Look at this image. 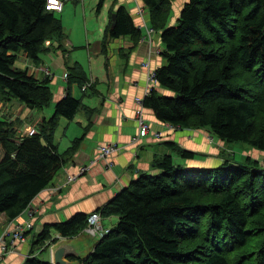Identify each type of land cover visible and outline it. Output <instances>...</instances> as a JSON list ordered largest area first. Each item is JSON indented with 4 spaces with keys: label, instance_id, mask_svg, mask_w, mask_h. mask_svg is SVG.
I'll return each mask as SVG.
<instances>
[{
    "label": "trees",
    "instance_id": "16d2710c",
    "mask_svg": "<svg viewBox=\"0 0 264 264\" xmlns=\"http://www.w3.org/2000/svg\"><path fill=\"white\" fill-rule=\"evenodd\" d=\"M140 1L163 46L155 87L142 99L144 110L176 128H202L222 142H240L264 157V0H184L172 24L168 15L174 0ZM46 4L0 0V100L17 98L36 110L52 100V78H37L15 62L23 54L39 65L46 42L64 38L58 13ZM113 12L104 52L110 39L131 36L136 44L142 37L124 6ZM68 72L69 85L73 81L81 88L90 81L75 66ZM80 105L67 91L31 135L0 118V216L17 218L52 183L65 163L52 129L58 117L72 118ZM162 143L174 154L154 163L157 172L139 173L99 209L102 217L117 216V223L96 240L82 264H264V165L259 159L245 156L243 163L219 153L215 165L195 166L200 162L193 152L173 141ZM87 217L79 212L45 224L22 264H51L33 247L78 236Z\"/></svg>",
    "mask_w": 264,
    "mask_h": 264
},
{
    "label": "crops",
    "instance_id": "0c3cea01",
    "mask_svg": "<svg viewBox=\"0 0 264 264\" xmlns=\"http://www.w3.org/2000/svg\"><path fill=\"white\" fill-rule=\"evenodd\" d=\"M61 1L63 3L62 10L56 11L61 23L64 22L65 17L70 13L77 20H80L77 14L82 11L83 23L82 28L77 31H80L79 34L77 33V36L72 39L73 35L71 36L68 31L63 30L64 38L61 41H47L45 44L47 51L41 54L39 65L26 58L23 54L18 57V60L23 64V68H28L29 72L33 73L37 78L45 76L42 73V68L46 67L50 70L52 100L46 106L48 110L30 109L18 100V102L13 99L0 100V118L14 121V128L19 132L20 130L25 132L29 126L36 125L37 121H42L43 117H50L53 114L50 113L49 115L52 105L55 107V103L67 91L76 99H80L81 105L72 118L62 120L61 118L63 117H58L51 136L56 144L57 153L65 155V163L54 177L52 183L44 188L30 203V206L36 210L32 220L34 224L32 232L29 233L28 238L24 242L17 243L14 246L13 252L6 254L0 259V264H22L30 253L32 239L35 238L45 224L63 222L79 212L88 215L97 212L115 194L127 187L139 173L157 172L154 169V163L165 153L174 154L170 147L162 142L173 141L193 152L195 162H200V164L195 166L215 165L218 156L212 144L208 142V135L204 132L192 129L191 131L182 130L166 134L167 125L157 120L147 110H145V115L149 120L152 132L150 131L149 135L141 138L138 143L130 145L131 136L137 133L134 117V97L141 95L145 87L147 69L142 67L141 63L145 58L147 59L148 50H152L149 59L150 68H156L163 63V58L159 54L163 46L158 34L154 32L149 36L146 29L142 27L140 28L142 37L136 44L131 36L110 39L104 52L102 43L106 35L105 29L101 41L100 33L97 39L94 40L99 50L93 54L85 22L86 9L91 10L94 1L89 0L88 6L85 5L84 0ZM139 4H142L140 0H111L110 14L118 6L122 5L135 20L136 25L139 26V18L133 11ZM145 18L149 25L147 13H145ZM84 35L86 36L84 43L86 45L80 44L83 43ZM70 46L73 49L85 46L88 53H92L88 56L90 59L89 70L87 69V64L86 68H84L81 60L72 59L70 53L67 54ZM90 65H94L96 70L101 65L100 75L95 74ZM74 66L79 75H83L85 78L88 77L90 81L92 80L94 88L90 92H87L88 90L82 91L77 82L72 81L69 85L67 73ZM74 86L80 88L83 95L80 96L79 91L73 88ZM74 89L77 93L74 92ZM22 115H24L23 119H21ZM153 132L161 133V141L156 139ZM110 142L127 143V147L114 154L109 162L100 161L78 175L80 167L89 162L98 145ZM174 160L182 163V159L177 155ZM67 173L77 174V177L57 191L50 193L51 188L55 186L57 181L62 180ZM3 219L5 218L0 216V233L8 221ZM26 219H29V217L24 210L23 213L15 218V221ZM117 219V216H101L99 222L104 229H109L116 225ZM46 259L50 260L49 248L46 251Z\"/></svg>",
    "mask_w": 264,
    "mask_h": 264
},
{
    "label": "built area",
    "instance_id": "2783aa9c",
    "mask_svg": "<svg viewBox=\"0 0 264 264\" xmlns=\"http://www.w3.org/2000/svg\"><path fill=\"white\" fill-rule=\"evenodd\" d=\"M47 9H53L56 11H60L62 9V2L61 0H47L46 4ZM136 16L139 18L141 24H139L140 28L144 27L147 31V34L151 36L153 34L152 28L149 27L147 24V20L145 18V8L143 5L139 4L136 6V10L134 11ZM159 51V49L157 50ZM149 54L147 59L142 62V65L147 69L146 71V78H145V87L141 95L134 97V116L135 122L137 126V133L131 136L129 140V144L133 145L140 141L141 138L149 135L151 131L150 123L145 118V111L142 105L143 96L146 95L152 87H155V68H150V56L152 51H148ZM42 73L46 76H51V72L48 68H42ZM92 81H88L81 87V90H86L90 86ZM167 127L172 130H176V126L171 124H167ZM152 132V131H151ZM36 133V126L33 125L29 127L26 131V135H31ZM156 138H160V132H153ZM127 147V143L120 144L118 142L112 143H101L98 145L93 157L89 160V162L85 165L80 167L77 174H81L87 171L91 166L97 164L98 162H109L114 154L119 153L120 151L124 150ZM77 174L67 173L65 177L57 181L55 186L51 188L50 193L57 191L61 187L65 186L66 184L72 182L77 177ZM28 214L29 219L23 221H16L13 223V220L7 221L6 225L3 227L0 233V259H2L6 254L11 253L14 251V246L17 243L24 242L28 236L27 234L30 230L33 229V218L36 214V210L32 206H29L25 209ZM100 221V212H93L87 217V223L85 228L83 229L84 232L89 234L92 237L100 239L108 229H104L101 225Z\"/></svg>",
    "mask_w": 264,
    "mask_h": 264
},
{
    "label": "rangeland",
    "instance_id": "374dc122",
    "mask_svg": "<svg viewBox=\"0 0 264 264\" xmlns=\"http://www.w3.org/2000/svg\"><path fill=\"white\" fill-rule=\"evenodd\" d=\"M88 1L89 0H84V2L86 3L85 4L86 6H88ZM93 1H94L93 8L91 10H89L88 8L86 9V22L85 23L87 25V27H86L88 30L87 35L89 37V44L91 47V52L94 54V53H96V51L99 50V47L96 46V43L94 42V40L97 39L98 34L100 33V36H101L100 41H101V39L105 33V29L107 27V24L109 23V16H110V11H111L110 10L111 0H104L102 3V6H100V8H97L98 7L97 4H98L99 0H93ZM182 2H183V0H174L171 3V11H169L168 23H173L176 21L177 16L179 15V11H180ZM82 14H83L82 11L80 14H77V16H79V18H80V20H77L75 18V16H72V13H70L69 15H67L65 17L64 22L61 23L63 30L68 31L71 36L73 35L72 39H74V37L77 36V33L79 34L80 31L79 32H77V31L82 28V23H83V15ZM85 39H86V36L84 35L83 36V43H80V44L86 45V44H84ZM91 52L88 53V50L86 49L85 46L78 47L75 49H73V47L70 46L68 48L67 54L70 53V57L72 59L81 60L84 68H86V64H87V69L89 70L90 59L88 58V56H89V54H92ZM74 57H77V58H74ZM102 58H104V57H102ZM15 65L23 68V64L18 59L16 60ZM100 66L97 68V70L93 66L92 69L94 70L95 74L100 75L101 70H102V68H100ZM73 88H76L79 91L80 96L83 95L82 92L80 91V88H78L77 86H74ZM74 92L77 93V91L75 89H74ZM87 92H90V90H88ZM13 100L17 101V99H13ZM43 110H48V108L44 107ZM53 112H54V105H52V110L49 112V115H50V113L52 114ZM23 118H24V115L21 116V119H23ZM145 118H146V115H145ZM61 119L66 120V118H64V117ZM192 129H196L198 132H204L205 134L208 135L207 136L208 142L210 144H212L213 149L215 150V153H217V155H219V153H221L222 157L223 156L226 158L232 157L235 161H237V162L242 161L243 163L245 162L244 157L249 156V157H252L253 159H256V160L259 159V163L262 166L264 165V157H263L262 153L255 151L252 148H250L246 145H243L240 142H222L219 139H216L215 136L211 135V133L206 132L202 128H195V127L194 128H187V129L177 128L176 130H172V129H169L167 127L165 133L167 132L166 134H169V133L179 132L182 130L191 131ZM20 133L26 134V132H24L22 130H20ZM56 134H57V132H56ZM3 220H6V219H3ZM14 222H16L15 219L13 220V223ZM93 239H95V238H93ZM47 249H48V247H47L46 243L39 244V245H36L33 247V250H34L33 252L38 254V257L40 259L46 260Z\"/></svg>",
    "mask_w": 264,
    "mask_h": 264
},
{
    "label": "water",
    "instance_id": "95a60500",
    "mask_svg": "<svg viewBox=\"0 0 264 264\" xmlns=\"http://www.w3.org/2000/svg\"><path fill=\"white\" fill-rule=\"evenodd\" d=\"M112 25L115 20V12L111 14ZM172 24V23H170ZM96 239L86 232L71 238H58L49 247L51 264H82L91 253Z\"/></svg>",
    "mask_w": 264,
    "mask_h": 264
},
{
    "label": "bare ground",
    "instance_id": "6f19581e",
    "mask_svg": "<svg viewBox=\"0 0 264 264\" xmlns=\"http://www.w3.org/2000/svg\"><path fill=\"white\" fill-rule=\"evenodd\" d=\"M70 41V40H69ZM90 48V47H89ZM70 51V50H69ZM62 55V54H61ZM94 58V57H93ZM108 58V57H107ZM69 59V58H68ZM97 59V58H96ZM92 62H94V61H92ZM95 64V63H94ZM91 66V65H90ZM94 66V65H93ZM93 66H91L92 68H93ZM61 70V69H60ZM92 75V74H91ZM93 76H95V75H93ZM92 81V80H91ZM94 88V87H93ZM96 93V92H95ZM98 96V95H97ZM17 99V98H16ZM135 117V116H134ZM166 124V123H165ZM174 126V125H173ZM111 143V142H110ZM174 145H175V143H174ZM178 147V146H177ZM70 148V147H69ZM68 148V149H69ZM67 149V150H68ZM67 150H66V152H67ZM145 173V172H144ZM79 175V174H78ZM25 210V209H24ZM26 212V211H25ZM23 213V212H22ZM106 217V216H105ZM116 219V218H115ZM114 228V227H113Z\"/></svg>",
    "mask_w": 264,
    "mask_h": 264
},
{
    "label": "clouds",
    "instance_id": "9594fccd",
    "mask_svg": "<svg viewBox=\"0 0 264 264\" xmlns=\"http://www.w3.org/2000/svg\"><path fill=\"white\" fill-rule=\"evenodd\" d=\"M142 5V4H141ZM145 13H147L148 14V12H147V9H145ZM154 33V32H153ZM158 50V49H157ZM149 51V50H148ZM152 51V50H151ZM146 59V58H145ZM44 74V73H43ZM145 111V110H144ZM167 125V124H166ZM157 139V138H156ZM160 139V138H159ZM100 218H101V214H100Z\"/></svg>",
    "mask_w": 264,
    "mask_h": 264
}]
</instances>
